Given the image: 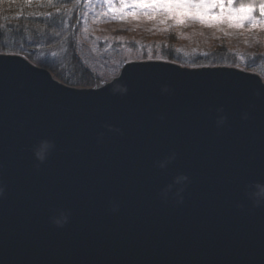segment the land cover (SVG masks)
Instances as JSON below:
<instances>
[{"label":"water","instance_id":"obj_1","mask_svg":"<svg viewBox=\"0 0 264 264\" xmlns=\"http://www.w3.org/2000/svg\"><path fill=\"white\" fill-rule=\"evenodd\" d=\"M258 184L261 75L144 60L77 88L0 54V264H264Z\"/></svg>","mask_w":264,"mask_h":264},{"label":"trees","instance_id":"obj_2","mask_svg":"<svg viewBox=\"0 0 264 264\" xmlns=\"http://www.w3.org/2000/svg\"><path fill=\"white\" fill-rule=\"evenodd\" d=\"M87 0H0V54L21 55L48 69L63 83L74 87H93L100 78L78 55L76 32ZM264 5V0H247ZM126 46L143 52L140 59H159L188 67L234 66L264 77V52L238 55L226 43L208 54H191L179 48L172 31L167 42L152 50L139 49L131 41Z\"/></svg>","mask_w":264,"mask_h":264},{"label":"rangeland","instance_id":"obj_3","mask_svg":"<svg viewBox=\"0 0 264 264\" xmlns=\"http://www.w3.org/2000/svg\"><path fill=\"white\" fill-rule=\"evenodd\" d=\"M120 0H87L76 32L78 55L92 70L94 76L109 80L120 72L125 61L142 57L143 52L126 46L135 42L139 49L152 50L156 44L169 40L172 31L177 33L179 48L191 54H208L222 43L240 56L264 52V23L250 25L244 30L224 27H204L193 23L187 27H171L161 30L155 21L143 17L129 18L123 22ZM127 16V13H125ZM260 21L261 16L255 18Z\"/></svg>","mask_w":264,"mask_h":264},{"label":"snow or ice","instance_id":"obj_4","mask_svg":"<svg viewBox=\"0 0 264 264\" xmlns=\"http://www.w3.org/2000/svg\"><path fill=\"white\" fill-rule=\"evenodd\" d=\"M119 19L143 17L155 21L163 31L197 23L204 27L244 30L264 23V5L247 0H120ZM127 13V16H125ZM261 16V20L255 18Z\"/></svg>","mask_w":264,"mask_h":264},{"label":"clouds","instance_id":"obj_5","mask_svg":"<svg viewBox=\"0 0 264 264\" xmlns=\"http://www.w3.org/2000/svg\"><path fill=\"white\" fill-rule=\"evenodd\" d=\"M222 122V121H221ZM51 147V145L49 144H45L44 148L40 151V153L38 154V158L43 161L46 158V154L48 152V149ZM164 164H161V167H163ZM181 180H186V177L180 178ZM178 182H180V180H178ZM256 190L252 193V196L257 198V199H264V185H256L255 186ZM4 195V189L0 188V197H2ZM66 217L64 219L63 222H66ZM63 222L61 221H57L59 226H63Z\"/></svg>","mask_w":264,"mask_h":264}]
</instances>
